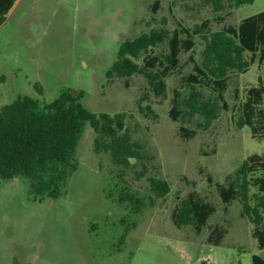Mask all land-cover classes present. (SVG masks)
Returning a JSON list of instances; mask_svg holds the SVG:
<instances>
[{"label": "rangeland", "instance_id": "374dc122", "mask_svg": "<svg viewBox=\"0 0 264 264\" xmlns=\"http://www.w3.org/2000/svg\"><path fill=\"white\" fill-rule=\"evenodd\" d=\"M261 11L264 0L235 7L224 20L200 0H24L0 27V108L23 94L49 103L70 87L84 90L83 102L93 111H129L135 116L131 124H140L135 138L157 155L151 173L168 179L171 191L142 213H132L119 201L122 184L111 172V161L94 151L95 131L88 123L77 147L79 167L60 198L34 200L25 178H0V264H253L255 254L264 256L241 203L235 200L225 211L216 186L249 155L264 153V138H254L249 126L238 129L234 122L245 89L264 78V61L232 74L229 109L191 139L179 135V123L169 112L175 89L184 87L201 59L200 35L191 50L182 51L180 68L167 78L165 97L156 96L142 75L106 77L120 44L152 27L166 25L186 39V29L196 24L207 21L214 31ZM143 95L158 119L139 111ZM128 179L148 191L146 177L136 180L131 173ZM193 191L217 206L200 233L173 220L181 200ZM215 224L228 229L221 244L208 240ZM127 227L131 231L124 239Z\"/></svg>", "mask_w": 264, "mask_h": 264}, {"label": "trees", "instance_id": "16d2710c", "mask_svg": "<svg viewBox=\"0 0 264 264\" xmlns=\"http://www.w3.org/2000/svg\"><path fill=\"white\" fill-rule=\"evenodd\" d=\"M16 0H10L1 12L0 25ZM212 7L220 20L235 7L255 0H200ZM208 22L181 32L166 25L152 27L134 38L125 39L119 46L116 60L106 71L108 80L129 79L142 75L158 97L167 95V78L181 66V53L191 50L193 38L204 40L201 59L185 77L184 87L175 89L170 117L179 123V135L184 139L195 137L199 130L209 129L224 110L229 109L226 91L229 79L237 72H247L259 59L264 61V11L248 16L238 25H228L211 31ZM165 48L158 49L159 47ZM84 90L64 87L59 96L43 104L29 94L19 95L0 108V178H25L34 200L58 199L66 191L71 175L78 169L77 147L85 126L95 131L94 151L105 154L112 163L111 172L122 184L119 201L126 203L132 213L140 214L154 206L171 191L168 179L152 174L157 168L156 153L146 141L136 139L134 132L140 126L133 113L126 110L114 113L96 112L84 102ZM143 95L138 102L141 113L158 119L159 113ZM235 125L249 126L252 136L264 138V78L245 89V99L237 107ZM194 124V126H193ZM214 149L213 152H216ZM207 153V152H205ZM136 180L146 177L148 191L135 188L128 176ZM209 179L212 175L209 173ZM223 209L238 200L242 215L253 224L252 235L264 250V153L249 155L240 166L230 172L224 182H216ZM217 210L214 202L198 192L183 198L173 213L178 227L191 225L202 232L211 215ZM137 225L134 222V227ZM131 227H127L125 239ZM228 229L223 224L210 227L208 240L221 244ZM253 264H264V256L255 254Z\"/></svg>", "mask_w": 264, "mask_h": 264}, {"label": "crops", "instance_id": "0c3cea01", "mask_svg": "<svg viewBox=\"0 0 264 264\" xmlns=\"http://www.w3.org/2000/svg\"><path fill=\"white\" fill-rule=\"evenodd\" d=\"M23 1L24 0H16L14 5L10 6L9 10H7V13L5 14L4 21L0 25V27L7 23L11 19V17H13V15L17 12ZM9 3L10 0H0V16L1 12L4 11L5 7L8 6Z\"/></svg>", "mask_w": 264, "mask_h": 264}]
</instances>
